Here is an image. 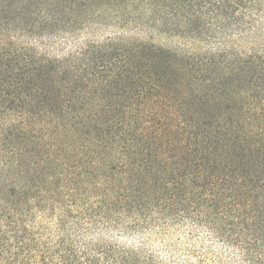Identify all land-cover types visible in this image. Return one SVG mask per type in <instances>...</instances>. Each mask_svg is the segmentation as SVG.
I'll return each mask as SVG.
<instances>
[{
    "label": "trees",
    "instance_id": "trees-1",
    "mask_svg": "<svg viewBox=\"0 0 264 264\" xmlns=\"http://www.w3.org/2000/svg\"><path fill=\"white\" fill-rule=\"evenodd\" d=\"M0 264H264V0H0Z\"/></svg>",
    "mask_w": 264,
    "mask_h": 264
},
{
    "label": "rangeland",
    "instance_id": "rangeland-1",
    "mask_svg": "<svg viewBox=\"0 0 264 264\" xmlns=\"http://www.w3.org/2000/svg\"><path fill=\"white\" fill-rule=\"evenodd\" d=\"M117 29H112L110 27H103L95 29L92 32H85L81 34L79 37H72L68 38L69 43L67 40L56 42L53 44V55H61L66 52H69L73 48H76L81 42H84L89 39H98V40H104L109 34H115ZM128 35H133V33H128ZM78 41V42H76ZM156 42L160 44H164L166 46H175L177 44H181V40L177 37H171V38H165L163 36H157Z\"/></svg>",
    "mask_w": 264,
    "mask_h": 264
}]
</instances>
